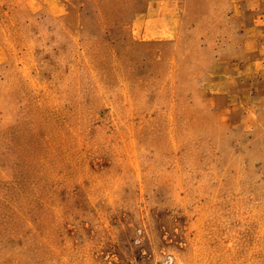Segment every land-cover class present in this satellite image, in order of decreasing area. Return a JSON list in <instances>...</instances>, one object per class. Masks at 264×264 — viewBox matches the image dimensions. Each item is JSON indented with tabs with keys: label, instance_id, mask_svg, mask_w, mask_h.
Masks as SVG:
<instances>
[{
	"label": "rangeland",
	"instance_id": "rangeland-1",
	"mask_svg": "<svg viewBox=\"0 0 264 264\" xmlns=\"http://www.w3.org/2000/svg\"><path fill=\"white\" fill-rule=\"evenodd\" d=\"M0 264H264V0H0Z\"/></svg>",
	"mask_w": 264,
	"mask_h": 264
}]
</instances>
